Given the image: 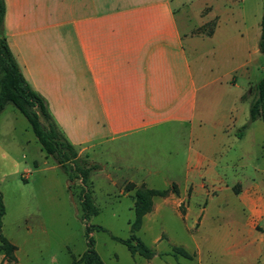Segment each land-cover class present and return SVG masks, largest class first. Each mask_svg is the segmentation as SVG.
I'll return each instance as SVG.
<instances>
[{
  "label": "crops",
  "instance_id": "obj_1",
  "mask_svg": "<svg viewBox=\"0 0 264 264\" xmlns=\"http://www.w3.org/2000/svg\"><path fill=\"white\" fill-rule=\"evenodd\" d=\"M3 1L6 43L79 155L120 159L139 140L180 138L122 180V196L127 183L166 190L135 233L153 255L131 259L264 264V121L240 100L264 76V0H43L44 14L36 0ZM164 210L182 228H142Z\"/></svg>",
  "mask_w": 264,
  "mask_h": 264
},
{
  "label": "rangeland",
  "instance_id": "obj_2",
  "mask_svg": "<svg viewBox=\"0 0 264 264\" xmlns=\"http://www.w3.org/2000/svg\"><path fill=\"white\" fill-rule=\"evenodd\" d=\"M36 1L44 14L49 3L45 1L43 7V0ZM38 26H46V22L40 21ZM179 139L175 133L170 138L155 135L147 144L139 140L140 145L134 150L132 146H125L120 159L115 154L114 159L110 154L97 153L94 163L98 168L89 178L97 213L85 220L80 217L77 199L79 179L65 177L41 150L25 117L7 104L0 112V198L4 206L0 230L17 245L18 264H70L86 249V235L93 240V248L105 264H144L140 257L133 261L126 247L110 237V234L128 237L133 218V194L122 196L119 190L122 180L144 173L145 170L136 166L140 165L145 151L153 152H149L151 163H145L155 164L157 157L167 151L168 143L171 141L175 149ZM127 140L131 143L130 137ZM107 175L114 182L107 181ZM133 186L130 189L134 192ZM126 191L123 188V193ZM86 226H101L105 230L93 229L86 233ZM142 228L182 227L174 215L164 210L153 220H146ZM2 258L0 252L1 264H13Z\"/></svg>",
  "mask_w": 264,
  "mask_h": 264
},
{
  "label": "trees",
  "instance_id": "obj_3",
  "mask_svg": "<svg viewBox=\"0 0 264 264\" xmlns=\"http://www.w3.org/2000/svg\"><path fill=\"white\" fill-rule=\"evenodd\" d=\"M5 11L4 1L0 0V111L7 104L13 105L27 120L30 129L39 143L41 150L51 157L54 163L61 170L65 177L79 179L77 199L81 219H87L97 213L94 205L89 178L91 173L98 168V165L89 161L84 155H79L74 146L65 138L62 132L56 127L49 114L44 99L35 92L23 77L20 68L13 57L2 32V21ZM260 33L258 38V50L264 55V5L260 17ZM240 100H248V121L260 119L264 121V76L251 84L241 94ZM244 127V126H243ZM124 188L130 189L133 184H125ZM166 190L147 188L139 185L133 192V218L129 223V235L120 238L110 234V237L122 243L130 255H140L146 259L153 255V251L145 245L137 236L136 231L141 225L144 214L151 209V197L164 195ZM4 213V206L0 198V227L1 217ZM85 227V232L91 230H105L101 226ZM86 249L70 264H103L101 258L93 248V240L86 235ZM15 246L4 237L0 230V252L3 260L7 263H15ZM173 252L189 256L183 249L173 247ZM1 264V263H0Z\"/></svg>",
  "mask_w": 264,
  "mask_h": 264
}]
</instances>
